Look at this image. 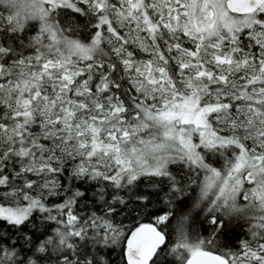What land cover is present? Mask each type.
<instances>
[{"label": "snow or ice", "instance_id": "6c2138e0", "mask_svg": "<svg viewBox=\"0 0 264 264\" xmlns=\"http://www.w3.org/2000/svg\"><path fill=\"white\" fill-rule=\"evenodd\" d=\"M0 264H264V0H0Z\"/></svg>", "mask_w": 264, "mask_h": 264}]
</instances>
